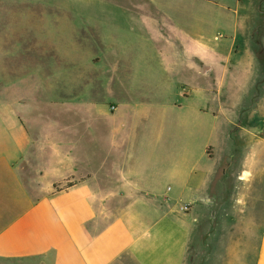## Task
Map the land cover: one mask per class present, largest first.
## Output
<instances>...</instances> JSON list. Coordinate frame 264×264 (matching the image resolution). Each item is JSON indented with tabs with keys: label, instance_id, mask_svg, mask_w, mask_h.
<instances>
[{
	"label": "crops",
	"instance_id": "1",
	"mask_svg": "<svg viewBox=\"0 0 264 264\" xmlns=\"http://www.w3.org/2000/svg\"><path fill=\"white\" fill-rule=\"evenodd\" d=\"M38 1L78 13L69 0ZM238 3L250 9L247 13L252 10L248 0ZM257 5L260 21L251 27L244 20V35L229 52L230 60L244 57L243 86L233 80L229 87L242 91L245 101L228 110L217 98L211 110L201 108L181 124L174 140L136 134L125 120L115 135L106 134V122L117 124L134 103L155 105L160 92L151 77L138 86L136 57L107 55L103 22L72 13L48 21L0 16V264H131L138 259L140 264H196L193 248H202L204 232L219 237L215 228L223 222L228 223L224 237H241V253L249 242L255 264H264V0ZM178 8L164 12L186 14L185 7ZM45 28L55 31L51 40L44 39ZM60 29L70 51L64 49ZM142 43L151 45L149 66L160 62L153 54L160 44L153 38ZM83 63L103 71L93 77L72 71ZM209 67L202 74H212ZM42 87L48 91L45 106L37 98ZM184 88L190 96L175 105L176 112L184 110L183 100L198 94L188 84ZM71 104L79 105L74 117L88 119L101 131L98 149L84 148L76 157L60 151V144L68 148L77 134L66 131L60 142L53 116L55 106ZM108 104L117 111L109 114ZM207 114L211 128L204 126ZM113 143L112 162L89 170L88 179L73 188L50 192L75 176L74 158L101 160ZM218 149L231 163L229 171L234 170L225 181L204 168Z\"/></svg>",
	"mask_w": 264,
	"mask_h": 264
},
{
	"label": "rangeland",
	"instance_id": "2",
	"mask_svg": "<svg viewBox=\"0 0 264 264\" xmlns=\"http://www.w3.org/2000/svg\"><path fill=\"white\" fill-rule=\"evenodd\" d=\"M25 1L26 4L20 5L15 0H0L2 10L0 16L11 18L22 16L27 17L28 20L42 18L43 21H48L47 18L51 16L61 18L72 13L50 3L38 0ZM248 1V8L252 9L250 13H247L250 9L244 10L240 7L239 0H69L71 10L80 13H72L73 16L78 18L87 16L106 25L107 55L124 56L127 59L136 57L134 59L138 64L139 87L144 86V77H151L152 82L159 88L160 98L155 105L148 107L143 103H134L127 107L126 114L120 117L117 124L105 123L106 134L115 135L117 128L121 126V120H125L128 128L135 129L136 134H148L155 137L161 134L166 140L168 138L174 140L181 124L194 119L195 113L201 108L211 110L217 98L221 99L228 110H231L234 104L241 103L243 99L245 101L246 97L242 91L237 93L231 86L229 87V83L232 85L233 80L240 83V88L243 86V72L246 69L244 57L243 54L236 55L230 60L229 52L237 37L241 39L244 35L240 28L242 22L245 20L246 24L253 27L260 21V17L256 18L260 8L257 5L258 0ZM254 5H256L255 9ZM241 6L243 7L244 4ZM178 7H185L186 14L182 15L184 11L181 10L164 12L165 9H180ZM141 10H148L155 14H143ZM127 11L132 14H128ZM133 13L138 14L133 15ZM151 17H154V21ZM185 17L188 18V23H185ZM237 28L240 30L238 31ZM59 34L60 39L64 40V29H60ZM43 35L44 39H50L51 35L55 36V31L52 29L50 32L45 28ZM151 38L160 44L156 46L157 50L153 53L157 55L160 62L153 61V64L149 66L151 45L142 42ZM64 49L67 51L72 49L65 40ZM178 49L182 50V53L179 51L180 58L176 54ZM208 64H210L208 70H211L212 74H202L203 68ZM77 66L72 71L84 77H93L103 71V68L97 64L88 66L83 63ZM231 72L235 74V77H231L233 75L230 74ZM186 84L197 88L198 94L187 103L183 100L184 110L176 112L175 105L181 99L190 96L189 90L184 88ZM37 98L44 106L48 104L47 88L42 87V90L37 93ZM59 106L53 109V116L59 122V141L61 142L62 137L67 134L66 131L77 134L74 143L68 148L60 144V151L68 152L76 157L79 152H84V148H89L91 151L94 148L98 149L101 131L88 119L74 117V109L79 105L71 104L66 109ZM116 111V105H107L109 114ZM96 114L99 113L96 112ZM78 117H80L79 114ZM207 117L210 116L207 114L204 126L211 128L213 121ZM133 122L134 124H131ZM224 125L223 122L222 127ZM203 140L207 142L208 139L203 137ZM223 143L222 139L218 141V144ZM164 146L172 152L169 144L165 143ZM105 153L107 156L90 163H83L74 158L75 176L59 183L50 192L56 193L73 188L88 179L89 170L97 171L108 161L112 162L115 153L114 143L108 145ZM171 155L169 160L174 163L176 157L173 153ZM82 163L84 166L80 165ZM230 165V162L225 161L224 153L218 149L215 158L208 164H204V168L206 171L213 172L219 181H225L234 171L232 169L229 171ZM260 182L263 183L264 178ZM222 225L223 227L215 228V233L219 235L217 238L212 239L211 235L206 236L204 232L202 248L198 246L192 250V262L195 261L196 264H255L249 242L245 252L241 253L239 247L242 246V238L224 237L222 232L228 227V223ZM229 228L234 227L230 224ZM238 231L243 234L246 229L241 227ZM136 261L131 264H140L139 259Z\"/></svg>",
	"mask_w": 264,
	"mask_h": 264
},
{
	"label": "built area",
	"instance_id": "3",
	"mask_svg": "<svg viewBox=\"0 0 264 264\" xmlns=\"http://www.w3.org/2000/svg\"><path fill=\"white\" fill-rule=\"evenodd\" d=\"M183 210H184L185 212H187V211H188V207L183 208Z\"/></svg>",
	"mask_w": 264,
	"mask_h": 264
},
{
	"label": "bare ground",
	"instance_id": "4",
	"mask_svg": "<svg viewBox=\"0 0 264 264\" xmlns=\"http://www.w3.org/2000/svg\"><path fill=\"white\" fill-rule=\"evenodd\" d=\"M223 224H226V222H223Z\"/></svg>",
	"mask_w": 264,
	"mask_h": 264
}]
</instances>
